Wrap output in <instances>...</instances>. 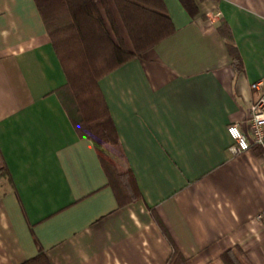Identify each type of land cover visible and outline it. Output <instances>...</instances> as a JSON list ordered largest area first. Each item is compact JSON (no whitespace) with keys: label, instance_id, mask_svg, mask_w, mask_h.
I'll return each mask as SVG.
<instances>
[{"label":"crops","instance_id":"0c3cea01","mask_svg":"<svg viewBox=\"0 0 264 264\" xmlns=\"http://www.w3.org/2000/svg\"><path fill=\"white\" fill-rule=\"evenodd\" d=\"M163 1L174 33L99 82L140 194L120 204L35 0H0V264H168L167 236L188 264L235 247L264 264L261 152L233 155L228 134L264 82V0Z\"/></svg>","mask_w":264,"mask_h":264},{"label":"trees","instance_id":"16d2710c","mask_svg":"<svg viewBox=\"0 0 264 264\" xmlns=\"http://www.w3.org/2000/svg\"><path fill=\"white\" fill-rule=\"evenodd\" d=\"M131 47L122 38L107 0H35L54 49L63 65L67 83L60 96L80 137L90 139L96 148L109 183L120 204L140 199L131 169L126 163L99 82L106 75L140 58L175 28L163 0H112ZM188 7L187 0H180ZM62 17V25L57 22ZM107 21V22H106ZM107 23L111 28V34ZM236 71L241 58L232 36L224 35ZM106 146L114 147L110 159ZM165 232V231H164ZM172 246L168 264H188L187 259L167 236ZM26 264H50L43 255ZM211 264H251L235 247Z\"/></svg>","mask_w":264,"mask_h":264},{"label":"built area","instance_id":"2783aa9c","mask_svg":"<svg viewBox=\"0 0 264 264\" xmlns=\"http://www.w3.org/2000/svg\"><path fill=\"white\" fill-rule=\"evenodd\" d=\"M251 89L258 96L250 106L249 131L243 132L238 124L228 126V134L233 140L230 152L237 156L257 148L264 167V82L251 84ZM254 220L264 225V210Z\"/></svg>","mask_w":264,"mask_h":264},{"label":"rangeland","instance_id":"374dc122","mask_svg":"<svg viewBox=\"0 0 264 264\" xmlns=\"http://www.w3.org/2000/svg\"><path fill=\"white\" fill-rule=\"evenodd\" d=\"M119 18V17H118ZM62 17H61V15H60V17H59V20L57 21L58 23H59V25L61 24L62 25ZM107 22V21H106ZM118 23H119V25H120V28H121V30H122V32L124 33V38H125V40H126V43L129 45V47H131V44H130V41H129V38H128V35H127V32H126V30H125V28H124V26L122 25V22H121V20H120V18L118 19ZM107 25H108V28H109V30H110V32H111V34H113L112 33V31H111V28H110V26H109V23H107ZM105 150L109 153V158L110 159H114V158H116V156L114 155V147H112V146H106L105 147Z\"/></svg>","mask_w":264,"mask_h":264}]
</instances>
